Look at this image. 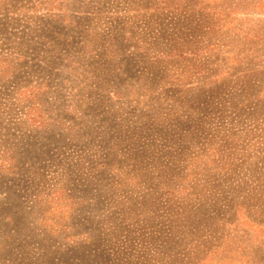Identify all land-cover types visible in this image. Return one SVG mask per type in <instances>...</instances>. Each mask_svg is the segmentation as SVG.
Segmentation results:
<instances>
[{"label": "rangeland", "instance_id": "obj_1", "mask_svg": "<svg viewBox=\"0 0 264 264\" xmlns=\"http://www.w3.org/2000/svg\"><path fill=\"white\" fill-rule=\"evenodd\" d=\"M0 264H264V0H0Z\"/></svg>", "mask_w": 264, "mask_h": 264}]
</instances>
